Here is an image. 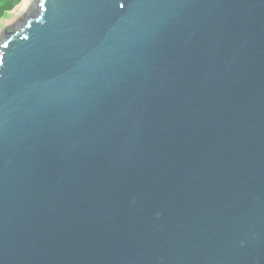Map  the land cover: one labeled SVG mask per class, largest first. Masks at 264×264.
<instances>
[{"label": "water", "instance_id": "95a60500", "mask_svg": "<svg viewBox=\"0 0 264 264\" xmlns=\"http://www.w3.org/2000/svg\"><path fill=\"white\" fill-rule=\"evenodd\" d=\"M0 264H264V0H32L0 32Z\"/></svg>", "mask_w": 264, "mask_h": 264}, {"label": "rangeland", "instance_id": "374dc122", "mask_svg": "<svg viewBox=\"0 0 264 264\" xmlns=\"http://www.w3.org/2000/svg\"><path fill=\"white\" fill-rule=\"evenodd\" d=\"M7 9L0 16V32L17 20L30 6L32 0H19L17 4L11 7V0L8 2Z\"/></svg>", "mask_w": 264, "mask_h": 264}, {"label": "trees", "instance_id": "16d2710c", "mask_svg": "<svg viewBox=\"0 0 264 264\" xmlns=\"http://www.w3.org/2000/svg\"><path fill=\"white\" fill-rule=\"evenodd\" d=\"M19 0H11V7L15 6ZM9 0H0V16L7 9Z\"/></svg>", "mask_w": 264, "mask_h": 264}]
</instances>
